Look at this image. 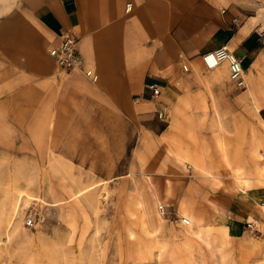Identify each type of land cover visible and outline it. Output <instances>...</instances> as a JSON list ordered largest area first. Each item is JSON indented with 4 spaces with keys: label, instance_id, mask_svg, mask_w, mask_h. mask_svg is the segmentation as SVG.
<instances>
[{
    "label": "rangeland",
    "instance_id": "374dc122",
    "mask_svg": "<svg viewBox=\"0 0 264 264\" xmlns=\"http://www.w3.org/2000/svg\"><path fill=\"white\" fill-rule=\"evenodd\" d=\"M252 7L264 17V3ZM261 46L250 90L198 68L124 132L109 131L107 147L92 142L87 162L69 157L68 132L22 131L10 117L0 264H264Z\"/></svg>",
    "mask_w": 264,
    "mask_h": 264
},
{
    "label": "crops",
    "instance_id": "0c3cea01",
    "mask_svg": "<svg viewBox=\"0 0 264 264\" xmlns=\"http://www.w3.org/2000/svg\"><path fill=\"white\" fill-rule=\"evenodd\" d=\"M258 3L264 0H0V130L13 116L22 131H66L69 157L87 162L92 142L107 147L109 131L124 132L155 103L146 84L159 83L166 99L198 68L216 70L213 80L226 70L233 83L228 61L207 69L202 60L222 45L241 59L250 90L264 41L263 14L252 11ZM65 32L78 37L84 68L97 80L57 67L50 49ZM261 193L254 200L262 209Z\"/></svg>",
    "mask_w": 264,
    "mask_h": 264
},
{
    "label": "built area",
    "instance_id": "2783aa9c",
    "mask_svg": "<svg viewBox=\"0 0 264 264\" xmlns=\"http://www.w3.org/2000/svg\"><path fill=\"white\" fill-rule=\"evenodd\" d=\"M130 6V4L128 5ZM232 22L237 25L239 20L234 18ZM79 39L73 33L65 32L60 35L59 44L50 49V54L53 57L57 67L64 73L70 74L74 71H82L92 81L97 80V75L91 70L84 68V59L78 50ZM202 60L207 69L216 68L222 61H228L229 79L240 88L247 86L246 72L242 66L241 59L237 57L226 45L217 47L212 51L205 52L202 55ZM182 68L187 70L186 63H182ZM146 86L152 91L153 97H159L161 89L157 82H151ZM161 115L164 111H160ZM159 210L164 214L167 206L165 203H159ZM181 222L185 225L190 224V219L182 217ZM248 229L252 232L256 230L255 223L247 222Z\"/></svg>",
    "mask_w": 264,
    "mask_h": 264
},
{
    "label": "bare ground",
    "instance_id": "6f19581e",
    "mask_svg": "<svg viewBox=\"0 0 264 264\" xmlns=\"http://www.w3.org/2000/svg\"><path fill=\"white\" fill-rule=\"evenodd\" d=\"M223 62V61H222ZM261 176H263V175H261ZM240 178V177H239ZM262 178H264V176L263 177H260V179H262ZM264 180V179H263ZM242 181V180H241ZM263 191V190H262ZM13 202V201H12ZM261 206H262V211L264 212V204H262L261 203ZM9 256V255H8ZM8 259V258H7Z\"/></svg>",
    "mask_w": 264,
    "mask_h": 264
}]
</instances>
